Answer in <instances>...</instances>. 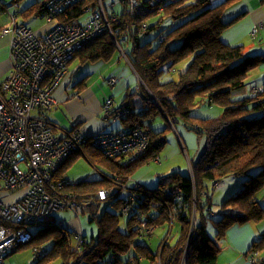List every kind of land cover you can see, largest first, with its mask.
<instances>
[{"label": "trees", "instance_id": "1", "mask_svg": "<svg viewBox=\"0 0 264 264\" xmlns=\"http://www.w3.org/2000/svg\"><path fill=\"white\" fill-rule=\"evenodd\" d=\"M16 1L14 5L19 8V1ZM51 1L35 3L23 12L28 18L41 17L47 27L45 32L22 25L44 36L58 26H86L88 22H77L87 13L102 14L99 0H80L62 6L48 22L45 15ZM152 1L139 0L141 6L132 11L128 2L118 0L122 7L116 10L114 4L106 7L103 1L106 15L110 19L118 18L112 22V30L118 35L139 84V90L130 94L119 110H112L108 115L116 118L121 112L128 111L127 118H117L128 127L109 132L140 125L150 140L148 151L136 161L123 164L105 158L93 144H86L83 152L74 154L62 164L54 177L62 183L59 194L77 203L76 212L86 209L90 223L97 226V238L79 244V234L66 229L61 221H57L56 214L70 211L77 218L80 215L71 210H56L54 223L31 233L32 240L13 249L9 255L35 244L42 247L36 249L43 252L33 258V264H140L142 260L150 264H219L218 258L224 252L221 243L230 228L264 220V207L258 200L264 190V91L242 99L235 97L244 91L250 72L262 65L264 58L248 56L243 46L227 45L221 37L243 17L244 13L233 15L241 0H224L215 6L210 5V0H161L156 5ZM2 14L9 16L12 22L10 14ZM11 14L18 17L16 13ZM165 25L167 29L161 35L151 37ZM144 37L147 40L142 43ZM126 46L131 48L130 52ZM116 47L110 33L104 32L87 41L69 66L77 59L81 63L111 62L118 53ZM186 62L187 68L179 72L177 67ZM170 72L178 74L177 79L167 78ZM5 80L1 81L0 89ZM136 96L141 100L139 108L133 102ZM205 105L222 108V115L215 119L195 116L194 110ZM159 120L164 126L156 133L154 123ZM177 125L194 132L198 141L205 140L206 144L200 160L190 162L189 174L171 172L159 179L158 190H149L140 184L136 200H130L129 193L121 194L119 186L127 184L137 169L159 157L168 143L166 134ZM78 156L90 163L93 173L99 174L98 178L88 176L75 181L66 177ZM96 163L102 164L109 174L96 169ZM230 176L244 179L243 185L224 200L221 218L215 221L213 197L208 188L211 184L213 191L216 190L220 182ZM104 190L108 191L109 197L103 202L111 199L119 213H108L101 219L99 192ZM126 202L131 209L123 213ZM168 207L178 209L171 219ZM211 220L217 231L214 238L208 232L207 222ZM142 226L153 230L140 237ZM160 228L165 234L158 251L153 252L140 241L152 237ZM74 237L78 242L75 246L72 244ZM47 244L49 246L44 247ZM262 252L264 235L253 243L250 263L264 264V258L260 257Z\"/></svg>", "mask_w": 264, "mask_h": 264}, {"label": "built area", "instance_id": "2", "mask_svg": "<svg viewBox=\"0 0 264 264\" xmlns=\"http://www.w3.org/2000/svg\"><path fill=\"white\" fill-rule=\"evenodd\" d=\"M78 1L52 0L46 20L51 22L62 6ZM120 1L128 2L131 11L141 6L139 0ZM160 1L153 0L152 4ZM99 2L102 14H95L86 26H58L44 36L17 24V17L0 2V13L10 14L12 19L0 30V36L9 37L11 62V72L0 89V264H5L9 252L32 240L29 227L54 223L56 210H71L78 214L77 203L59 194L62 183L55 181L54 174L74 154L83 152L86 144H93L105 158L123 164L136 161L149 149V137L140 125L120 132L87 134L80 128L60 131L48 119L49 112L57 105L53 93L68 75L70 61L87 41L108 31L120 48L118 35L112 30V22L118 18L110 19L104 12L103 0ZM261 27L252 29L253 38ZM123 55L126 57L124 52ZM107 82L115 86L118 79L111 78ZM251 91L260 93L264 87L256 86ZM113 105V100L104 104L103 111L107 116ZM128 115L129 112L124 111L116 119ZM130 181L133 179L129 178L127 184H121L118 189L121 194L129 193L130 200H136L140 184L135 182L130 187ZM14 192H23V196L9 203L6 197ZM108 197V191L99 192L101 201ZM194 207H197L196 203ZM130 209L131 205L126 202L123 213ZM168 212L171 219L178 209L168 207ZM142 228L140 237L153 230ZM79 236V244L86 243V239ZM42 252V249H35L33 258L41 256Z\"/></svg>", "mask_w": 264, "mask_h": 264}, {"label": "crops", "instance_id": "3", "mask_svg": "<svg viewBox=\"0 0 264 264\" xmlns=\"http://www.w3.org/2000/svg\"><path fill=\"white\" fill-rule=\"evenodd\" d=\"M1 1L9 5L10 10L18 15V24L23 23L22 21H20V19H22L23 21L42 19L41 17L36 16L28 18L24 16L23 12L31 5L38 2H44V0H18L20 5L19 8L14 7L15 2H17L16 0H10L11 4H8L7 0ZM110 4H114L116 6V10L121 9L122 7V5L118 3V0L111 1L109 5ZM241 13H244L241 20L232 25L222 34V40L230 46H243L244 52L248 56H261L264 58V0L239 1L237 4V8L233 11V15L236 16ZM9 19V16L2 14V17L0 18V30L10 23ZM260 25L262 26V28L257 34V37L253 38L251 36L252 29ZM46 30L47 27L44 26V23L36 29V31L38 32H45ZM5 38H8V36H0V83L1 81L5 80L11 72V62L9 59V42L4 40ZM116 46L119 48L118 45ZM122 48L123 47H121L120 45L119 52L121 56L119 57V59L116 55L111 62L102 61L103 63L101 64H99V62L97 61L93 62L95 63L93 65L99 64L97 71H102L98 73V75L97 73H95L96 69L87 67L83 69L87 62H80L81 64H78L77 67H75L73 63L69 66L68 75L53 93V96L57 101V105L48 114L49 121L55 123L59 127L60 131L71 130L77 127L82 129L87 134H94L101 131L122 130L128 127V125H125L121 120H118L111 116H107L103 111V105L108 100H113L114 102V105L112 107L113 112L119 110L122 107L123 102L127 100L126 98L130 94H133L139 90V84L137 82L138 76L134 72L127 57L123 55L124 48ZM121 50H123V52ZM122 58H124L126 63H128V65L130 66L133 76L131 74L123 75L121 73H110V70L114 69V66L112 65L113 62L117 60V64L121 66L120 64L122 62ZM111 78L118 79V83L115 86H110L108 84L107 80ZM132 78L135 80V82H133L134 80ZM256 86L264 87V63L258 68L252 70L247 78L246 87L250 89V94L252 93L251 89ZM250 94H248L247 91H244V93L236 96V98L242 99ZM133 102L138 108L141 106V100L139 96H136ZM135 109L136 107H133V110ZM199 110L200 111L194 115L203 119L219 118L223 113V109L215 105H205L204 108L202 106V108H200ZM158 122H160V120L155 122L154 125ZM118 123L121 125V127L118 129H113L112 126ZM163 126L164 125L162 124V127ZM162 127H158L157 129ZM179 127L181 128V130L177 131V133L180 136V140L182 142L183 138L185 139L184 135H186L185 133H187V129L183 125H179ZM158 132L156 131V133ZM195 136H190V140L189 143L187 142V146L184 143L182 144V147L184 148L183 150L186 151V154L188 153V155L192 157V159H190V162L193 161V163H197L206 150L205 140L198 141L197 136ZM81 157H79L78 159H80ZM155 161L158 162L157 159H155ZM149 163L141 168L138 178L133 176L135 179H137L136 183L139 182V184L146 186V182L149 181L148 177L155 172V170H152V168L149 166ZM76 164L77 162L74 163V165ZM169 170L181 171L182 169L176 166L172 167ZM73 171L74 168L70 169V171L65 174L66 177L75 179V174L73 173ZM89 176L95 178L97 175L93 173L89 174ZM134 184L135 181L129 182L130 187H132ZM232 185L233 184H229V188H231ZM240 186L241 185L239 184H237V186H233L234 191L239 190L241 188ZM230 194L222 199L221 204ZM22 196L23 192H14L8 195L6 197V200L9 203H12L20 199ZM258 200L260 205L264 207V190L259 195ZM67 213L69 212L60 213V219H62L60 221L63 223V225H65L67 220V225H65L66 229L76 234L78 233L83 235L84 231L81 220H79L77 217L67 218ZM263 235L264 220L260 223H249L245 225L233 226L232 228H230L226 238L221 243L224 252L219 256L218 263L251 264L249 261V254L252 245ZM93 238L95 237H92V239ZM161 240L162 239L159 240V238L157 239V251ZM15 253H12L11 255H14ZM11 255L8 254L5 257V264H25L23 262L24 259H17L16 256H14L12 259H9L8 257H10ZM260 257L264 258V252L260 253ZM125 258L126 256H124V259Z\"/></svg>", "mask_w": 264, "mask_h": 264}, {"label": "rangeland", "instance_id": "4", "mask_svg": "<svg viewBox=\"0 0 264 264\" xmlns=\"http://www.w3.org/2000/svg\"><path fill=\"white\" fill-rule=\"evenodd\" d=\"M3 1H5V0H3ZM103 1H105V5H106V7H108L109 3L111 1H115V0H107V1L103 0ZM223 1L224 0H210V5L211 6H215V5H217V4H219V3L223 2ZM7 3L11 4V1L7 0ZM8 7H10V6L8 5ZM14 7H17V6L14 5ZM10 12H12V11L10 10ZM12 13H14V12H12ZM93 13L94 12L87 13L77 23L78 24L79 23L86 24L87 22L92 20V18L94 16ZM1 17H2V13H0V18ZM20 21H22L23 23H19V24H24L25 23V24L28 25L29 28L34 29V30L39 28L40 25L44 23V21L42 19H39V20H37V19L34 20L33 19L31 21H23L22 19H20ZM166 27L167 26L165 25V27L163 29L157 30L156 32H153V34H151V37H155L157 34L161 35L162 32L165 29H167ZM8 38H5L4 40L9 42ZM146 40H147V37L141 38V42L142 43L146 42ZM131 47H132V45H131ZM125 48L128 50L130 47L126 46ZM116 50L118 52L117 53V58L119 59V57H120V52L119 51L120 50H119L118 47H116ZM130 51H131V48L129 49V52ZM97 62H99V64L103 63L102 60L101 61H97ZM117 63H118L117 60L115 62H113L112 65L114 66V69L110 70V73L111 72L121 73L123 75L131 74L133 76L131 68L128 65V63H126L124 58H122V62L120 64L121 66H119ZM73 64L75 65V67H77L78 64H81V63L77 59V60H75L73 62ZM93 64H95V63L87 62L83 69H85L86 67L87 68L96 69L95 73H97V75H98V73L102 72V71H97V68H98L99 64L98 65L97 64L93 65ZM187 66H188V62H186L185 64H183V65H181V66H179L177 68H178L179 72H181V71H184L187 68ZM166 77L167 78H171V79H177L178 74L170 72L169 74L166 75ZM133 82H135V80ZM246 88H247V90H246ZM246 88L244 89V91L245 92L247 91L248 94H250V89L248 87H246ZM244 91L240 92V93H237L235 95V97L239 96L241 93H244ZM200 108H202V106L197 107L194 110V114H197L200 111L199 110ZM203 108H204V106H203ZM162 124L163 123L161 121L156 123L154 125V130L157 131L158 130L157 128L158 127H162ZM112 127H113V129H118V128L121 127V125L118 123V124L113 125ZM179 130H181V128L178 125V126H176V128L171 129V131H169L166 134L169 142L167 143V146L165 147V149L160 154V159H159L160 161L158 160V162H157V161L153 160V161H151L149 163V166L152 168V170H155V172L148 177L149 181L146 182V186H145L147 189H149V190H158V188H159V179L164 177V176H167L168 175L167 173L170 174L172 171H174V170H169L172 167H176L177 166L178 168L182 169L180 173L182 175H184V176H187L189 174V171H190V159H192V157L189 156L188 153L186 154V151L183 150L184 148L182 147V144L184 143L187 146L188 145L187 142L189 143L190 136L191 135L195 136V133L192 132V131L186 130L188 135H187V133H185L186 134V135H184L185 139L183 138V141L181 142L180 136L177 133V131H179ZM196 140H197V138H196ZM96 166H97L96 169H98L100 172L105 171L107 174H109L108 171L104 167H102V164H97ZM72 168H74L73 173L75 174V176H74L75 179H77L76 181H82L83 179L87 178L89 176V174H93V171H94V168L90 165V163L84 157H81L80 159H78L77 160V164L72 166L70 169H72ZM141 168L137 169L135 171V173H134L135 177L138 178V176L140 175ZM169 171H171V172H169ZM94 173L97 175V178H98L99 174L97 172H94ZM132 179L135 182L137 180L134 177ZM243 181H244V179H240V178H236V177L230 176V177L222 180L220 182L219 187L216 190H214V191L211 188L212 187L211 184L209 185L208 190H209L211 198L213 197L212 198L213 208H214V212H216V218H214L215 221H218V219L221 218V211H222L221 201H222V199H224V197H226L228 194L234 192L233 186H237V184L243 185ZM229 184H233L231 188H229ZM1 185H3V183ZM212 185H214V183H212ZM125 198H128V195H126ZM83 206L84 205H82V207ZM99 207H100L99 208L100 209L99 217H101V219L108 213H117V214L119 213L118 208H116V206L114 205L113 201H111V199H110V201L108 200L106 202H103V201L99 202ZM68 212L69 213L66 214L67 218H70V217H73V218L75 217L76 218L77 217L75 214H71L70 211H68ZM78 214L80 215V220H81V223L83 225V231H84L83 238L86 239L87 241H89V239L91 240L92 237H95V239H96L97 235H98V229H97V226L95 224L90 223V221H89L90 220V215L88 214V212H86V209L84 208L83 212L81 210H78ZM56 215H57L58 220H59L58 222H60L61 215L60 214L59 215L56 214ZM214 220L213 221L211 220V221L207 222V224H208V232L213 238L215 237L216 232H217ZM65 225H67V220H66V224ZM120 225L123 228V226H124L123 221H122V223ZM43 226H44L43 224L35 225V226H32V227H29L28 230L31 233L34 234L39 229H41ZM177 228H179V227H177ZM164 234H165L164 229L160 228V229H158V231L152 237L148 238V240H141L140 242L145 247H147V249H149V250H151L153 252H156L157 251V246H158L156 244L157 239L158 238H159V240L162 239L161 237H163L162 235H164ZM174 236H175V233H173V237ZM76 241H77V239H76V237H74L73 241H72V244L74 246L78 243V242L76 243ZM172 241H173V238H172L171 242ZM48 246H49V244L45 245L44 247H48ZM38 247L42 248L40 246H35V244H32L30 246H25V247L21 248L20 251H18L14 255H11L8 258L12 259L14 256H16L17 259H20V258L24 259L23 262L25 264H33L34 250L36 248H38ZM52 264H60V262H56V263H52ZM140 264H150V262L147 261V260H142L140 262Z\"/></svg>", "mask_w": 264, "mask_h": 264}, {"label": "water", "instance_id": "5", "mask_svg": "<svg viewBox=\"0 0 264 264\" xmlns=\"http://www.w3.org/2000/svg\"><path fill=\"white\" fill-rule=\"evenodd\" d=\"M189 247V246H188ZM187 256V255H186ZM186 256H185V259H186Z\"/></svg>", "mask_w": 264, "mask_h": 264}, {"label": "clouds", "instance_id": "6", "mask_svg": "<svg viewBox=\"0 0 264 264\" xmlns=\"http://www.w3.org/2000/svg\"><path fill=\"white\" fill-rule=\"evenodd\" d=\"M80 220V218H78Z\"/></svg>", "mask_w": 264, "mask_h": 264}]
</instances>
